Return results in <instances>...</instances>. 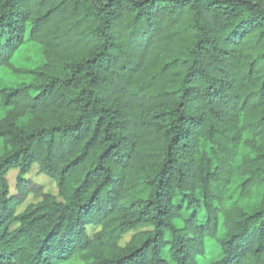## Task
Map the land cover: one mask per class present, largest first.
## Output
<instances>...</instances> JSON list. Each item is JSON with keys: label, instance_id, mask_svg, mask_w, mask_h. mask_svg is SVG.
I'll use <instances>...</instances> for the list:
<instances>
[{"label": "trees", "instance_id": "1", "mask_svg": "<svg viewBox=\"0 0 264 264\" xmlns=\"http://www.w3.org/2000/svg\"><path fill=\"white\" fill-rule=\"evenodd\" d=\"M0 143V264H264V0H0Z\"/></svg>", "mask_w": 264, "mask_h": 264}, {"label": "rangeland", "instance_id": "2", "mask_svg": "<svg viewBox=\"0 0 264 264\" xmlns=\"http://www.w3.org/2000/svg\"><path fill=\"white\" fill-rule=\"evenodd\" d=\"M39 53H40V49L36 45L28 44L25 48L20 49V51L18 52L14 61L16 63H20V64H28L30 62V60H29L30 56L31 55L36 56ZM24 79L25 78L19 76V77H17L16 80L19 81V80H24ZM1 149H2V145L0 143V152H1ZM16 175H17V171H12L9 174V185H10L11 193H14V191H15L14 183H15ZM28 178L30 179V181L41 186L43 188L44 192L50 193L54 196L57 195L56 185L52 181H50L47 177L39 174L36 168L31 172V174L28 176ZM38 201L39 200L34 199V197L32 195H29V197L26 198L24 203L18 208V213L22 212L27 205L35 204ZM128 239H129V237L126 236L123 243L126 242ZM210 254H211V258H214V256H216L218 254V250L214 247L210 248Z\"/></svg>", "mask_w": 264, "mask_h": 264}]
</instances>
